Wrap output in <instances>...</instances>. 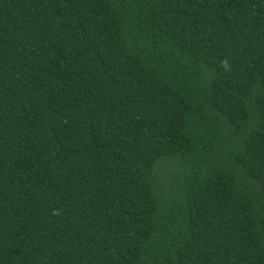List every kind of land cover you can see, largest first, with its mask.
Masks as SVG:
<instances>
[{
  "label": "trees",
  "instance_id": "1",
  "mask_svg": "<svg viewBox=\"0 0 264 264\" xmlns=\"http://www.w3.org/2000/svg\"><path fill=\"white\" fill-rule=\"evenodd\" d=\"M0 264H264V0H0Z\"/></svg>",
  "mask_w": 264,
  "mask_h": 264
}]
</instances>
